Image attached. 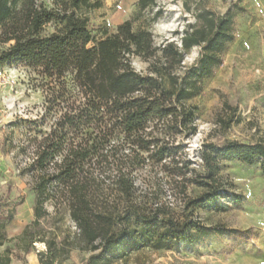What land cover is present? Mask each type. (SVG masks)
Listing matches in <instances>:
<instances>
[{
  "label": "trees",
  "instance_id": "16d2710c",
  "mask_svg": "<svg viewBox=\"0 0 264 264\" xmlns=\"http://www.w3.org/2000/svg\"><path fill=\"white\" fill-rule=\"evenodd\" d=\"M103 1L0 0V68L36 70L52 111L50 131L19 148L22 154L32 150V162L19 174L30 178L33 226L50 216L51 205L55 216L64 210L76 228L60 243L49 239L39 264H61L73 250L88 254L84 264H123L144 249L172 250L208 234L247 240L248 230L204 226L195 212L225 210L218 205L228 196L222 162L258 164L264 175V139L203 144L200 173L183 160L182 145L197 131V107L187 101L221 63L234 39V16L199 10L178 43L157 45L150 31H135L130 21L95 41L90 14ZM154 4L138 0L139 13ZM193 48L199 57L186 67L185 54ZM133 58L147 64L145 74L135 71ZM44 120L33 124L41 128ZM145 173L154 176L147 180ZM162 182L173 205L158 201ZM189 186L201 193L188 196ZM3 230L0 222V246ZM29 234L25 230L23 237ZM0 264H11L8 249Z\"/></svg>",
  "mask_w": 264,
  "mask_h": 264
},
{
  "label": "rangeland",
  "instance_id": "374dc122",
  "mask_svg": "<svg viewBox=\"0 0 264 264\" xmlns=\"http://www.w3.org/2000/svg\"><path fill=\"white\" fill-rule=\"evenodd\" d=\"M154 1V5L139 13L138 0H104L102 7L90 14L94 40L130 21L133 30L150 31L157 45L166 40L178 43L181 31L186 24L195 22L199 10L234 16V39L221 54V63L199 83L197 93L187 101L197 107V131L182 141L183 160L190 161V167L200 173L203 144L254 143L264 139V0ZM157 12L160 16L155 18ZM199 54V48L188 51L184 65L194 64ZM132 66L136 72L146 73L147 64L140 59L133 58ZM44 82L31 68H0V222L4 224L5 238L0 255L8 249L11 264H39L38 253L47 251L49 239L56 237L60 243L65 235L76 231L68 214L61 209L55 216L51 205L46 206L50 216L33 226L30 178H21L19 174L32 162L31 148L22 154L20 145H27L29 138L39 139L53 123L52 111L47 110L49 105L45 103ZM42 117L44 123L38 128L33 122ZM36 131L41 133L36 135ZM144 176L149 180L154 175ZM220 179L228 196L222 197L218 205L225 210H198L195 216L207 227L248 230L247 240L208 234L193 245L182 244L172 250L144 249L123 264H264V175L260 166L222 162ZM160 186L158 201L173 205L168 184L162 182ZM156 187L153 181L152 190ZM200 193V189L191 186L186 190L190 197ZM175 203L181 205L179 198ZM25 230L30 233L27 239L23 237ZM40 238L43 242H38ZM87 257L86 252L73 250L61 264H84Z\"/></svg>",
  "mask_w": 264,
  "mask_h": 264
}]
</instances>
